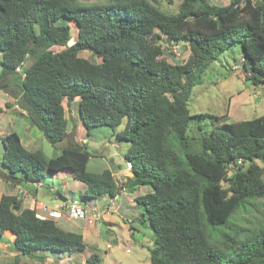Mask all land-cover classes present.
<instances>
[{
    "label": "trees",
    "instance_id": "16d2710c",
    "mask_svg": "<svg viewBox=\"0 0 264 264\" xmlns=\"http://www.w3.org/2000/svg\"><path fill=\"white\" fill-rule=\"evenodd\" d=\"M165 36L189 45L185 62L164 57ZM237 45L246 80L264 85V0H182L173 13L159 0H0V90L16 99L5 107L17 103L60 150L49 157L25 147L17 131L0 134L2 165L34 182L69 171L93 200L134 191L139 218L154 231L151 264H264V218L248 228L234 221L239 210H257L256 201L264 200V115L188 133L194 119L209 116L190 113L193 87L220 53ZM76 99L88 134L106 125L129 144L126 175L89 171L86 143L55 145L72 137L68 112ZM5 231L16 236L7 264L87 248L85 234L40 217L12 193L0 198V238ZM101 261L94 251L85 264Z\"/></svg>",
    "mask_w": 264,
    "mask_h": 264
},
{
    "label": "rangeland",
    "instance_id": "374dc122",
    "mask_svg": "<svg viewBox=\"0 0 264 264\" xmlns=\"http://www.w3.org/2000/svg\"><path fill=\"white\" fill-rule=\"evenodd\" d=\"M79 1L81 3H91L105 0ZM213 1L227 4L230 0ZM181 2L182 0H159V5L164 11L173 13L179 9ZM72 24L74 26V23ZM76 33L77 29H72V35L74 36ZM76 35L75 37H77ZM164 38L161 41L166 49L164 57L170 62H185L190 55L189 45L184 42L172 41L166 36ZM60 48L57 47V49ZM242 54L240 45L232 46L220 53L219 57L210 63L203 74V82L193 87L189 99L190 113H203L209 114V116L194 119L188 129L190 135L209 134L217 124L252 119L256 116L264 115V85L254 86L249 80H246L247 74L242 63ZM80 55L94 61L99 60L88 51H81ZM1 57L2 53L0 52V59ZM30 64L31 61L25 62L21 67V72L24 71V68L29 67ZM0 105L5 107L2 98ZM6 112L5 114L0 113V134L3 135L10 132V128L5 129L4 127L11 122L14 130L20 133L25 141L24 117L15 110H7ZM68 114L71 117L70 125L75 121V124L81 126L79 135L85 137L86 142H88L87 147L93 153L88 163V170L100 172L104 168H109L115 172L117 179L122 177L123 170L120 169L124 168L125 153L128 151L129 144L126 141H120L116 137L115 131L106 125L94 127L88 134L87 129L82 125L78 117V99L73 102ZM9 116L13 118V121L9 119ZM124 125L125 120L118 130L123 128ZM41 136L44 144H41L39 140L36 143V148L40 147L43 151L49 150V147L56 148L43 134ZM2 155L3 144L0 142V169L3 170ZM41 184L44 186H38L39 197H43L46 201L54 200L62 204L69 202L72 198H79L86 201L87 212L95 205L102 207L103 204L108 205L110 203L109 216L115 219L116 224L109 229L101 217L89 224L82 218L67 217L68 213L65 212V216L59 218L58 223L64 228L85 234L87 248L75 255L43 253L44 259H40L38 256H22V263L85 264L86 256L96 251L102 258L99 264H151L149 249L155 245L154 231L147 221H142L139 218L141 217L139 213L141 209L134 201V196L136 195L134 191L124 189L116 196L114 201H111L112 198L108 195H102L94 200L89 199L85 197L86 185L74 178L70 172L63 171L47 174ZM58 190L63 192V196H59ZM143 191L144 189H142ZM256 203L259 209L248 213L239 210L235 215L234 221L237 227H253L263 220L264 200H257ZM134 217H137L134 222L136 228L132 230L130 227L133 222L130 223L128 220ZM114 231L115 234H113ZM15 237L14 233L11 234V232L5 231L3 237L0 238V264H7L13 261L15 252L12 250V246ZM108 243H111L110 246H108Z\"/></svg>",
    "mask_w": 264,
    "mask_h": 264
},
{
    "label": "crops",
    "instance_id": "0c3cea01",
    "mask_svg": "<svg viewBox=\"0 0 264 264\" xmlns=\"http://www.w3.org/2000/svg\"><path fill=\"white\" fill-rule=\"evenodd\" d=\"M1 98L4 101V103H6V102H16V99L13 96H11L9 93H6L3 90H0V101H1ZM18 107H19V105L17 103H15L10 108L3 107V111H1L0 113L1 114H5V113H7L6 112L7 110H15L16 109L15 111L18 114H20V110L21 109L18 108ZM21 112L25 113L26 111L21 110ZM22 116L24 117V121H25L24 122V128H25V132H26V137H25L26 140L25 141H24V138L22 137V135L19 133L22 143L25 145V147H27L30 150L41 149L40 147L36 148L35 146H36V143L39 142V140H40L41 144H44V142L41 140L42 132L39 130V128L36 125H32L31 123H29V121L27 120V118L24 115H22ZM9 119L11 121H13V118L11 116H9ZM74 127H75V129H74ZM4 128L5 129L6 128H10V132L15 131L13 126H12V124H11V122H9V124L7 126H5ZM70 128H71L70 130H72V132H71L72 137L69 138L70 141L74 140V141H77L79 143L88 144V142H86L85 137L83 135H79V131L81 130V126L80 125L75 124V121H73V124L70 125ZM10 132H7V133H10ZM7 133H4L3 135H5ZM81 141H83V142H81ZM48 149L49 150L44 151V152L49 157H54V156H57V155L60 154V150L57 149V148H50L49 147ZM3 167H4L3 170L0 169V198H1V196L3 194H7V193L16 194V195H18L19 198L22 199L23 207H25V208H33V207H35L37 209L38 214H40L43 217H49V211L51 209L59 210V208L62 205L67 203V202H65V203H62V204L60 203L59 204V203L55 202L54 200L46 201V200L43 199V197L40 198L39 197L40 196L39 195L40 191L38 189V186L42 185L41 184L42 181L41 182L25 181V179L22 177L21 173L13 174V173H10V171L8 170L7 167H5L4 165H3ZM123 167L124 168L120 169V170H123L122 171L123 174H127L129 169H127L125 167V165H123ZM104 169H106V168H104ZM63 172L69 173V171H63ZM114 174H115V172H114ZM12 175H14L15 177H13ZM42 186H44V185H42ZM58 192H59V196H63L62 195L63 192L61 190H58ZM115 199H116V197L112 198L111 201H114ZM108 203H109V201H108ZM96 206H97V208L99 210V217H101L102 221L110 229L114 224H116L115 219L112 218L111 216H109V214H110V207H109L110 203L108 205H104L103 204L102 207H99L98 205H96ZM141 212H142V210L139 211L140 214H141ZM64 216L65 215H62V217H60V218H63ZM66 219H68V218H66ZM135 219H137V217H134L132 219V220H134L133 223L131 222L132 223L131 227H133L132 230H135V228H136L135 225H134ZM55 220L58 222L59 219H55ZM79 233H81V232H79ZM86 233H87V229H86ZM113 234H115V231L113 232ZM110 244L111 243H108V246H110ZM48 258L53 259L52 257H48Z\"/></svg>",
    "mask_w": 264,
    "mask_h": 264
},
{
    "label": "built area",
    "instance_id": "2783aa9c",
    "mask_svg": "<svg viewBox=\"0 0 264 264\" xmlns=\"http://www.w3.org/2000/svg\"><path fill=\"white\" fill-rule=\"evenodd\" d=\"M210 1L211 3H215L213 0H210ZM125 167L127 169H131L132 162L126 161ZM65 212L68 213V217L82 218L85 221H88L89 223H92L94 220L100 218L99 210L96 205L92 209H90V211L87 212L86 201H83L82 199H79V198H72L69 202L62 205L59 208V210L51 209L49 211V217H43L40 214L39 216L43 218L59 219L60 217H62V215L65 214Z\"/></svg>",
    "mask_w": 264,
    "mask_h": 264
},
{
    "label": "water",
    "instance_id": "95a60500",
    "mask_svg": "<svg viewBox=\"0 0 264 264\" xmlns=\"http://www.w3.org/2000/svg\"><path fill=\"white\" fill-rule=\"evenodd\" d=\"M186 47H188V46L186 45ZM69 144H70L69 136H66L64 139L57 141L55 143V145L58 147H67V146H69Z\"/></svg>",
    "mask_w": 264,
    "mask_h": 264
},
{
    "label": "clouds",
    "instance_id": "9594fccd",
    "mask_svg": "<svg viewBox=\"0 0 264 264\" xmlns=\"http://www.w3.org/2000/svg\"><path fill=\"white\" fill-rule=\"evenodd\" d=\"M21 70V69H20Z\"/></svg>",
    "mask_w": 264,
    "mask_h": 264
}]
</instances>
